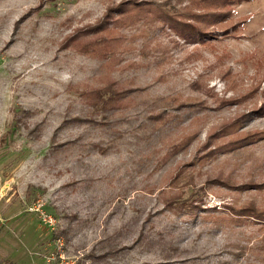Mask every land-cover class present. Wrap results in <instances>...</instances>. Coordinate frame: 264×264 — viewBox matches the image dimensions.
Returning <instances> with one entry per match:
<instances>
[{"label": "rangeland", "instance_id": "1", "mask_svg": "<svg viewBox=\"0 0 264 264\" xmlns=\"http://www.w3.org/2000/svg\"><path fill=\"white\" fill-rule=\"evenodd\" d=\"M128 1L0 0V264H158L169 243L186 249L173 255L174 264L188 258L195 260L183 264H260L249 249L261 243L264 224L229 220L227 204L262 202L264 187L238 191L207 187V180L222 169L238 183H264V138L255 135L237 153L224 150L231 140L264 130L262 115L224 136L226 124L264 106V0L229 4L228 20L209 26L214 35L204 43L186 42L167 27L151 43L168 45L167 52L140 54L147 40L141 23L122 30L130 39L138 34L135 50L119 55L138 99L201 103V119L187 115L185 105L172 131L154 145L165 156L193 134L156 169L140 164L131 136L117 149L99 151L94 143L107 135L84 115L89 107L82 92L97 85L99 66L87 44L97 35L86 29ZM171 1L183 8L190 0ZM125 12L113 16L125 19L132 10ZM18 114L22 122L15 123ZM178 174L185 176L179 185L194 175L193 185L206 187L201 208L167 210L161 189ZM148 184L160 186L150 193ZM236 246L246 251L238 262L231 254Z\"/></svg>", "mask_w": 264, "mask_h": 264}, {"label": "trees", "instance_id": "2", "mask_svg": "<svg viewBox=\"0 0 264 264\" xmlns=\"http://www.w3.org/2000/svg\"><path fill=\"white\" fill-rule=\"evenodd\" d=\"M241 1L243 0H190L188 5L178 8L176 3H173L171 0H132L122 2L119 5L113 6V8L111 7L100 22L86 29L87 31L95 32L97 35L96 38L87 44L89 45V52L99 61V66L98 77L96 79L98 81L97 85L91 90L82 92L83 98L89 107L84 115L85 119H87L86 121L100 125L107 135L106 141L105 139H101L94 143V146L99 151L106 153L113 148L117 149L119 141H125L128 136H131L133 140L129 141V143L134 144L139 154L141 153V157L138 160L140 164L145 166L150 162L153 163L152 167H155L153 169H156L159 167L160 162H165L166 158L174 153V148L185 147L192 139L193 134H187L180 144H171L173 150L165 154V156H160L158 154L159 148L154 146L162 140L166 133L172 131V127H174L173 123L181 115L183 107L187 105V109L190 111L187 112V115L194 114L192 119L196 121L201 119L197 114V111L200 109V102H178V99L164 96H151L138 99L140 92L139 88L135 86V78L126 79L122 74L125 67L121 66L119 62L120 54L135 50L133 42L134 39L136 40L138 34L134 35L133 39H130L121 34L122 30L127 26H135L137 23H141L139 24L140 35L147 36H145L147 39L145 44L139 49L140 54L144 56L160 48H167V50L162 49V51H168V45L164 44V46L162 42H157L154 46H151L154 40H157L161 34L166 33L167 27L186 42L204 43L207 37L214 35L213 31L208 30V27L222 23L225 20L227 21L232 13L229 4H236ZM127 9L132 10V12L125 19L113 16V11H118L121 15L125 14ZM231 26L236 28L238 24L234 23ZM225 29L228 33L229 27ZM87 44L85 43L86 46ZM82 47H84V44H82ZM130 65H133V63ZM117 70H120V75H115ZM138 105L141 106L138 112L135 114L131 113V108H136ZM143 106H145L144 109ZM25 113L28 112L24 111ZM262 115H264V106L250 113H243L226 124L224 130L228 134L224 136L238 132L240 126L248 123L253 117ZM81 118L79 116L75 119ZM19 121L22 122V115L19 116L18 114L15 123ZM126 124L129 126L125 127L124 125ZM256 133L231 140L230 143L226 144L224 150L237 153L238 149L243 147V143L245 141H252L255 135L264 138V130ZM220 148L222 146L219 145L216 148H210L207 152L208 156L214 155ZM210 175L214 176L208 177L207 187L223 184L227 187L237 188L238 191L248 189L251 186L264 187V183L259 184L254 181L251 183H238L231 174L224 173L222 169L216 174ZM183 178L185 176L178 174L171 180L168 188L161 189L162 195H164L165 207L174 213L186 210L192 212L201 208L203 196L206 194V187H196L193 185L196 181L194 175L189 176V180L185 184L179 185ZM187 185L189 187L185 190L184 187ZM159 186V184H148L147 189L152 193L154 189H159ZM187 192L189 193L186 194ZM262 205H264V200L259 202L256 199L250 202L247 201L240 206L227 204L231 212L228 215V219L238 223L252 219L253 222L257 221L264 224V206ZM152 217L153 214L149 213L146 222H151ZM262 228H264V225ZM144 229L143 227L140 233L141 237L144 235ZM60 233L63 234L64 231ZM56 235H59V233L57 232ZM169 246V254L158 264H174L173 255L181 257L184 251H186L179 244L169 243ZM244 248L245 246H236V249L231 250L234 262L240 261L242 253L246 252ZM112 250L109 249L110 252H113ZM249 250H251V254L261 261L260 264H264V234L262 235L261 243L252 246ZM194 260L195 258L181 259L178 260V263L183 264ZM219 261L224 264H232L231 260L228 259Z\"/></svg>", "mask_w": 264, "mask_h": 264}, {"label": "built area", "instance_id": "3", "mask_svg": "<svg viewBox=\"0 0 264 264\" xmlns=\"http://www.w3.org/2000/svg\"><path fill=\"white\" fill-rule=\"evenodd\" d=\"M50 219H52L51 217H50ZM57 246H58V248H59V250H62L63 249V246H64V242L61 240V238H58L57 239ZM61 257H63V255L61 254ZM67 264H73V263H67Z\"/></svg>", "mask_w": 264, "mask_h": 264}]
</instances>
